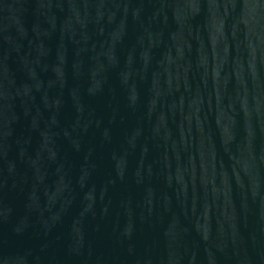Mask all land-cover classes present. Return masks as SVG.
<instances>
[{
  "label": "water",
  "instance_id": "1",
  "mask_svg": "<svg viewBox=\"0 0 264 264\" xmlns=\"http://www.w3.org/2000/svg\"><path fill=\"white\" fill-rule=\"evenodd\" d=\"M0 264H264V0H0Z\"/></svg>",
  "mask_w": 264,
  "mask_h": 264
}]
</instances>
